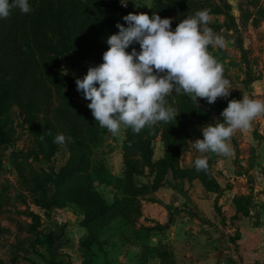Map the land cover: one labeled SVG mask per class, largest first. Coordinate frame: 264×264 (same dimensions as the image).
Listing matches in <instances>:
<instances>
[{
	"label": "trees",
	"instance_id": "trees-1",
	"mask_svg": "<svg viewBox=\"0 0 264 264\" xmlns=\"http://www.w3.org/2000/svg\"><path fill=\"white\" fill-rule=\"evenodd\" d=\"M176 1L156 0L155 9L146 13L151 16L155 12L161 18H171L175 29L180 20L174 18L173 12L181 9ZM28 2L32 12L24 14L15 8L8 18H0V115L12 104H17L27 116L36 147L12 160L19 179L26 184L37 206L49 210L68 203L77 205L83 213L81 225L88 229V235L80 243L90 252L91 245L97 241V232L114 218L122 216L130 224L136 223L141 213V198L165 184L168 173L173 178L197 177L206 190L218 189L211 161L208 160L207 172H198L195 165L181 167L179 159L188 147L186 119L207 118L212 110L220 113L228 101L218 98L214 104H208L199 98L208 107L205 110L187 95L173 91L166 99L177 111L176 120L158 122L153 129L146 127L139 134L124 127L121 193L112 202H107L95 186L89 169L93 147L100 141L97 121L87 107L90 101L77 91L75 81L82 79L89 67L103 63V53L109 47L108 37L118 33L117 23L127 27L123 17L132 12L124 9L120 0ZM215 12L219 10L215 9ZM40 27L44 35L39 33ZM33 28L34 35L31 34ZM31 37L36 42H29ZM133 47L140 50L139 44L134 43L126 51L130 53ZM45 50L58 55L75 50L85 65L82 74L68 76L53 65L44 67L38 51ZM247 81H251V77ZM80 98L83 102H79ZM1 126L0 139L7 141ZM59 133L71 139H66L64 144L54 143V137ZM157 137L163 143V155L153 159V141ZM60 150L68 154L66 162L53 166L51 172L41 167L31 171L30 177L26 176L28 160L49 161ZM145 167L149 168L148 173L144 172ZM139 177H148V181L139 183ZM49 187L53 188L51 193ZM247 202V197L237 200L236 214L245 213ZM31 218L37 221L39 215L32 212ZM51 237L52 242L60 238L54 233ZM158 253L161 264L172 262L170 246L160 244Z\"/></svg>",
	"mask_w": 264,
	"mask_h": 264
},
{
	"label": "rangeland",
	"instance_id": "rangeland-1",
	"mask_svg": "<svg viewBox=\"0 0 264 264\" xmlns=\"http://www.w3.org/2000/svg\"><path fill=\"white\" fill-rule=\"evenodd\" d=\"M176 3L181 9H177L173 14L174 18L177 17L180 21L199 10L209 9V27L224 37L225 48L209 46L210 53L218 62L223 63L225 78L230 81V96L224 99L228 101L248 96L264 100V0H178ZM120 5L132 13L152 12L156 0H120ZM215 9L219 12H215ZM39 31L44 35L42 27ZM34 33L33 28L31 34ZM29 42L36 41L31 37ZM38 53L44 67L53 65L68 76H80L83 72L85 65L75 50L60 55L51 50ZM249 77L251 81H247ZM79 102L83 100L80 98ZM198 105L208 109L199 98ZM220 113L212 110L207 118L186 119L188 147L181 153L179 161L185 160L187 152L198 151L194 147V141L203 138L201 128L209 123L221 122ZM26 117L17 104H12L6 113L0 115V124L7 139H0V264L69 263V255L59 249L65 244V239H62V242L57 239L52 242L51 239L53 233L60 236V230L63 228V224L55 216H61L62 212L53 211V208L62 207L47 210L37 206L14 167L12 158L25 155L36 147ZM96 125L100 141L93 147V154L90 156V173L95 186L96 183L103 186L111 182L108 186H112V189L105 186L107 191L113 190L115 194L120 195L125 128L122 125L120 132L112 135L107 129L101 128L99 122H96ZM262 142L264 144V115L258 116L251 128L237 130L231 138L230 146L242 155L246 152L251 155ZM163 148L162 141L157 137L153 141V159H157L154 157L155 152L159 154L160 151L161 156L163 155ZM67 155L64 150H60L49 161L28 160L26 176L30 177L31 171L41 167L53 171V166L58 167L66 162ZM144 172L148 173L149 168L145 167ZM110 173H113L112 177L108 178ZM146 181L148 177L138 179L139 183ZM105 182L107 183L104 184ZM48 191L51 193L53 188L49 187ZM63 208H70L72 213L80 219L83 218V213L77 205L68 203ZM32 212L39 215V220L33 221ZM111 224L109 222L98 232L109 230ZM79 245L82 246L81 243Z\"/></svg>",
	"mask_w": 264,
	"mask_h": 264
},
{
	"label": "clouds",
	"instance_id": "clouds-1",
	"mask_svg": "<svg viewBox=\"0 0 264 264\" xmlns=\"http://www.w3.org/2000/svg\"><path fill=\"white\" fill-rule=\"evenodd\" d=\"M15 8L24 14L33 11L28 0H0V18H8ZM123 20L127 27L116 24L119 31L108 37L103 63L89 67L87 74L75 81L77 91L90 101L87 107L101 128L116 135L123 125L139 134L158 122L176 120L177 111L166 99L173 91L197 104L198 98L214 104L218 98L230 96L224 65L209 51V46L226 47L224 37L209 27V9L187 16L175 29L171 18H161L155 12L151 16L146 12L128 13ZM134 43L140 50L133 47L130 53L126 51ZM261 115L264 100L248 96L229 99L220 113L223 122L203 126V138L196 139L194 147L200 153L227 157L234 133L251 128ZM66 139L71 138L59 133L53 142L64 144ZM194 165L198 172H207L208 157H197Z\"/></svg>",
	"mask_w": 264,
	"mask_h": 264
},
{
	"label": "crops",
	"instance_id": "crops-1",
	"mask_svg": "<svg viewBox=\"0 0 264 264\" xmlns=\"http://www.w3.org/2000/svg\"><path fill=\"white\" fill-rule=\"evenodd\" d=\"M230 147L227 157L189 151L180 160L181 167L190 168L199 156L211 159L217 190H206L197 177L173 178L168 173L165 184L141 198L137 222L114 218L90 252L78 246L88 235L81 219L70 208H53L62 212L55 216L63 224L57 240L65 239L59 249L71 260L65 264H161L160 244L170 246V264H264V144L251 155ZM160 156V151L154 153ZM110 183H96L109 203L119 196L107 191ZM240 197L248 198L244 214H236Z\"/></svg>",
	"mask_w": 264,
	"mask_h": 264
}]
</instances>
